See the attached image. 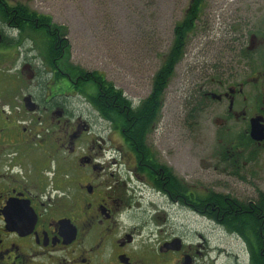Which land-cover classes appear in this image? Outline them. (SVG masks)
I'll use <instances>...</instances> for the list:
<instances>
[{"label": "flooded vegetation", "instance_id": "1", "mask_svg": "<svg viewBox=\"0 0 264 264\" xmlns=\"http://www.w3.org/2000/svg\"><path fill=\"white\" fill-rule=\"evenodd\" d=\"M33 1L0 0V264H216L203 236L187 240L186 214L245 247L229 264H264V0L170 10L166 56L178 33L187 122L206 118L234 140L188 176L184 148L151 141L160 125L185 126L166 93L146 141L130 143L129 119L96 109L92 73L72 76L68 30L42 22ZM95 126L110 133L98 153L97 141L79 144Z\"/></svg>", "mask_w": 264, "mask_h": 264}, {"label": "rangeland", "instance_id": "2", "mask_svg": "<svg viewBox=\"0 0 264 264\" xmlns=\"http://www.w3.org/2000/svg\"><path fill=\"white\" fill-rule=\"evenodd\" d=\"M251 1L257 0H232V3L242 6ZM31 4L38 12L51 17L55 25L68 30L73 65L86 73L103 74L134 103L150 95L153 77L167 51L170 35L168 22L172 21L170 10L177 0H34ZM19 57L23 58L24 55ZM16 73V70L10 69L9 77L17 76ZM174 78L175 82H171L165 95L168 110L174 113L169 115L184 116L185 126L172 133L160 125L150 137L151 141L164 144L166 148H184L176 159L179 157L180 169L188 176L191 171L202 170L204 167L201 168V164L209 165L208 160L222 154V145L231 144L234 140L221 135L214 123H207L206 118H200L201 126L196 125L197 122L189 125L187 93L184 92L189 87L177 82L182 78L180 68L176 69ZM78 106L75 104V109L81 111ZM108 136L110 133L103 134L95 126L90 135L85 133L82 136L79 144L97 141L95 153H98L101 138ZM218 165L221 172L223 168ZM215 178L218 182L224 179L219 174ZM189 181L192 182L193 178ZM184 223L187 240L198 244L202 241L198 235L203 236L207 240V243H203L210 247L209 259L217 261L216 264H229L231 255H241L242 258V255H246L245 247L223 236L220 231L212 230L193 215L186 214Z\"/></svg>", "mask_w": 264, "mask_h": 264}, {"label": "trees", "instance_id": "3", "mask_svg": "<svg viewBox=\"0 0 264 264\" xmlns=\"http://www.w3.org/2000/svg\"><path fill=\"white\" fill-rule=\"evenodd\" d=\"M25 10L24 15L29 16L28 14L31 12L27 8ZM0 14H3V17L7 20V14L4 15V12H0ZM31 16H36V14L32 12ZM42 20V22L50 24L53 30L67 31L65 28L53 24L50 17H42ZM180 36L177 33L174 48L170 50L169 55L166 56L165 53L162 56L161 66L153 77L150 95L134 111L131 109L132 102L125 98L123 91L117 89L113 83L107 81L103 74L93 72L88 77L90 79L89 82H94L98 90L96 97L92 100L96 109L103 115H108L109 111L116 110L117 113L121 114L122 121L125 118L129 119L128 122H123L122 131H126V136L129 137L128 141L133 145L144 143L147 136L152 132L151 126L155 119L154 116L160 109V104L164 100V95L171 84V80L176 75L177 65L184 56L181 49L182 40ZM48 50L50 54L54 53L51 47ZM71 68L73 78L78 76L83 78L87 74L78 66L72 65ZM191 112L192 114L194 113L193 110ZM152 113L153 118H151Z\"/></svg>", "mask_w": 264, "mask_h": 264}]
</instances>
